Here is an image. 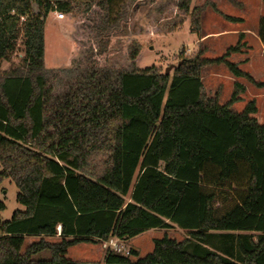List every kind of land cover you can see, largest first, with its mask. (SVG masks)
<instances>
[{
    "label": "trees",
    "instance_id": "trees-1",
    "mask_svg": "<svg viewBox=\"0 0 264 264\" xmlns=\"http://www.w3.org/2000/svg\"><path fill=\"white\" fill-rule=\"evenodd\" d=\"M78 1L0 0V182L14 184L23 207L0 216V264H100L67 251L174 227L188 237L153 239L136 261L106 248L102 264H264V119L253 117L254 100L231 109L241 84L220 104L201 81L204 68L223 64L264 87L227 60L240 43L215 59L182 58L171 76L91 64L53 98L41 73L45 20ZM123 1L94 2L109 20ZM257 36L264 45V17ZM18 48V67L1 71ZM27 238L37 241L24 248ZM42 252L49 260L33 259Z\"/></svg>",
    "mask_w": 264,
    "mask_h": 264
},
{
    "label": "rangeland",
    "instance_id": "rangeland-1",
    "mask_svg": "<svg viewBox=\"0 0 264 264\" xmlns=\"http://www.w3.org/2000/svg\"><path fill=\"white\" fill-rule=\"evenodd\" d=\"M94 1L79 0L73 12L65 14L63 20L53 19L57 13L49 14L45 20L41 73L53 98L67 93L91 64L96 69L112 71H125L131 65L138 70L153 66L162 72L170 68L168 75L171 76L182 58L200 54L203 58L215 59L238 42L240 52L230 54L227 60L237 64L254 82L264 83V45L257 37L259 18L264 17L260 0H191L185 13L178 7L180 0H124L109 20ZM225 16L240 21L231 22ZM20 52L18 48L7 62L6 72L18 67L22 57ZM201 75L205 95L212 97L217 92L220 104L229 101L234 82L241 84L244 87V92L239 95L241 100L231 109L241 112L249 101L254 100L257 112L253 117L259 123L263 122L264 87H257L243 78H234L223 64L208 66ZM17 193L10 180L0 182V203L5 206L0 216L4 222L11 219L14 211L23 210L16 201ZM163 236L180 241L188 234L175 227L168 231L143 233L135 240L143 244L141 255L149 252V245H144L150 238ZM112 240L123 247L122 254L129 251L119 240ZM35 241L37 239L27 238L24 248ZM86 247L91 248L86 244L69 248L67 259L97 261ZM101 248L106 249L103 244ZM49 258L47 252L33 257L34 260Z\"/></svg>",
    "mask_w": 264,
    "mask_h": 264
},
{
    "label": "crops",
    "instance_id": "crops-1",
    "mask_svg": "<svg viewBox=\"0 0 264 264\" xmlns=\"http://www.w3.org/2000/svg\"><path fill=\"white\" fill-rule=\"evenodd\" d=\"M34 10V13L36 12V9L34 8L33 9ZM54 14V13H53ZM55 21L57 20L56 19V16H55V18H53ZM60 21V20H59ZM258 37V36H257ZM258 40H259V38H258ZM259 42H260V40H259ZM260 44H262L261 42H260ZM263 45V44H262ZM19 57H21L20 55H19ZM7 62H4V63H2V65H1V71H4V72H6V67L8 68V66H7ZM201 81H202V75H201ZM234 83H238V82H234ZM240 98V100H241V97H239ZM147 233V232H146ZM140 236V235H139ZM139 236H137L138 238H139ZM137 237H134V238H132V239H128V240H120V242H122L123 244H125L128 248H129V251L131 250V251H133L135 254H136V256H132L130 259H131V261H136L137 259H139V258H142V257H144V256H146L147 254H149V253H151V251H152V249H153V243H152V241H153V239H155V238H150L149 239V241H148V243H146L144 246H147V245H149V252H147L146 254H144V256L143 255H141V251H140V247H143V244L141 243V242H136L135 240L137 239ZM54 241H56V240H54ZM181 241V240H180ZM103 243L102 242H96V243H89V244H86V245H90L91 246V248L90 249H88L89 247H86L87 248V250H88V252L89 251H91L92 253H91V255H95L96 257H97V261H93V262H97V263H100V264H102V262H103V257H104V251H103V249L101 248V245H102ZM66 258H67V255H66ZM99 260V261H98ZM88 262H90V261H88ZM92 262V261H91Z\"/></svg>",
    "mask_w": 264,
    "mask_h": 264
},
{
    "label": "built area",
    "instance_id": "built-area-1",
    "mask_svg": "<svg viewBox=\"0 0 264 264\" xmlns=\"http://www.w3.org/2000/svg\"><path fill=\"white\" fill-rule=\"evenodd\" d=\"M56 19L57 20H63L64 19V15L61 13H57L56 14ZM24 18H21V21H23ZM103 247L104 248H111L113 251L117 252V253H122L123 247H119L116 245L115 242H113V240H109L108 242H104L103 243ZM129 251L125 252V255L128 254Z\"/></svg>",
    "mask_w": 264,
    "mask_h": 264
},
{
    "label": "water",
    "instance_id": "water-1",
    "mask_svg": "<svg viewBox=\"0 0 264 264\" xmlns=\"http://www.w3.org/2000/svg\"><path fill=\"white\" fill-rule=\"evenodd\" d=\"M169 69H170V68H168V69L165 70L164 73H165L166 75H168V71H169Z\"/></svg>",
    "mask_w": 264,
    "mask_h": 264
}]
</instances>
